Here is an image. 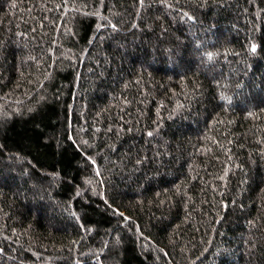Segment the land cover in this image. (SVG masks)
Here are the masks:
<instances>
[{
    "label": "trees",
    "instance_id": "trees-1",
    "mask_svg": "<svg viewBox=\"0 0 264 264\" xmlns=\"http://www.w3.org/2000/svg\"><path fill=\"white\" fill-rule=\"evenodd\" d=\"M0 264H264V0H0Z\"/></svg>",
    "mask_w": 264,
    "mask_h": 264
}]
</instances>
